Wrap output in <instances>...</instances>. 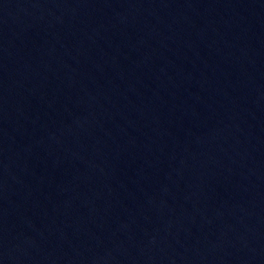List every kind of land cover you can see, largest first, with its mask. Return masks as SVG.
<instances>
[{"label": "water", "instance_id": "obj_1", "mask_svg": "<svg viewBox=\"0 0 264 264\" xmlns=\"http://www.w3.org/2000/svg\"><path fill=\"white\" fill-rule=\"evenodd\" d=\"M0 264H264V0H0Z\"/></svg>", "mask_w": 264, "mask_h": 264}]
</instances>
